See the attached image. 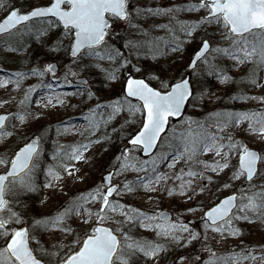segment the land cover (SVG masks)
<instances>
[{"label": "rangeland", "instance_id": "rangeland-1", "mask_svg": "<svg viewBox=\"0 0 264 264\" xmlns=\"http://www.w3.org/2000/svg\"><path fill=\"white\" fill-rule=\"evenodd\" d=\"M190 2H195V0H129L131 5L129 11L133 13L134 17L135 10L137 8L141 9L142 14L140 17L133 20L134 23L140 25V29L130 28L126 22H116V28L112 32L115 38H110L104 49L105 53L111 51L115 57L114 61H99L94 56L89 58L85 55L82 61L73 64L69 57L70 60L65 57V52L52 53L46 47H41L33 36L27 35L19 43L14 40L10 41V45L13 47H19V44H23L24 47H20L18 52H9L5 50L8 45H5L3 42L6 38H0V80L7 81L15 72L30 73L34 67L42 71L44 64L50 61H56L59 65L55 76L50 77L46 75L41 79L29 74L19 85L16 83H6L4 86H0V112L14 110L12 119H10L4 129L6 132L12 133V135L0 137V154L7 153L10 155L13 149L24 143L31 135H38L40 137V156L34 174V178L35 175L39 177L37 186L40 191L31 195L22 194L18 198L9 195L7 199L11 202L12 209L20 215L23 224L28 226L34 249L39 254L45 253L47 256L49 254V257L53 259V261H49L50 264H56L59 257L65 256L70 247L73 246V242L85 232H90L91 227L83 224L80 217H77L74 213L60 225L62 228L70 229V232L60 231L59 228H52L50 226L46 227L44 224H36V221H44L56 215L58 211L70 207L73 203H82L79 200L81 195L95 191L97 187L102 185V174L111 160L117 163L115 171H119V163L139 166L145 160H151L156 158V156L168 157L163 162L157 161L159 164L158 172L165 179L158 185H155L156 191L135 188V185L133 192L124 191V183L135 182L137 176L145 175L144 172L137 173L129 169L121 175L113 176L112 179L118 183L121 193L119 195L114 194L110 200L130 208L138 209L147 216H156L159 210L167 209L171 212L170 222L185 223L190 230L200 233L202 238L198 241H193L187 247H177L172 240L165 239L162 236L157 237L155 230L142 228L138 222L131 225L117 223V221L122 222L124 220V217L120 216L119 212L113 213L109 211L108 215L111 219L104 221V223L110 225L113 230L119 228L133 240L163 244L168 251L161 254L162 258L159 260V264H174V260L178 256L187 257L188 264H205L206 261L210 260L214 264H264V224H259L258 220L254 223L236 220L235 216L240 215V213L234 211L232 227L238 229L239 234L233 236L225 232L222 235L209 230L207 240L205 241L203 239L205 233L202 221L203 210L220 195L236 191L239 203L241 196L251 194L248 190L252 186H255L256 191H260V186L264 184V163L260 164V175L254 178L252 185H249L247 182L244 183V180H237L232 181V187L230 188H223L222 185L233 174L234 168L231 165H236L237 153L231 155L229 161L230 169L225 170L219 176L205 166L206 163L224 162L214 152L204 154L201 151L191 159L187 157L181 158L174 168L167 166L169 163H173L172 155H175L177 151H183V145L182 148H178L179 150H175L174 147L177 146L176 143L178 142V146L181 145V138L186 137L190 131L193 133L200 131L208 133L217 132L219 135L231 137L233 142H239L241 146L256 147L259 149L261 155H264V135L259 134V132L253 133L248 128L249 121L236 126L234 123L228 124L224 116L225 113L236 114L241 112H255L258 116L264 115V102H261L259 99L264 97V88L250 86L245 97L255 96L258 98L256 100L245 99L243 101H234L233 103L231 101L233 95L240 96L243 94L238 88L232 91L233 95L228 97L229 100H223L224 94L231 86L238 87L239 82L243 79L246 85H248L247 77L252 68L251 65L246 64L238 68L235 67L233 71L227 74L234 82L222 85L217 78L210 77L203 71L205 69L203 62L199 63L196 70L191 73L194 94L191 97L187 110L180 120L170 124L168 130L162 136V140L159 141L157 149L154 151L155 155L152 157L141 158L138 152L139 148L129 147L121 149V147L115 144L116 137L121 136L122 139V136L131 133L139 126L140 114H137L134 121H130V114L125 111L107 124L101 122L98 129L92 127L97 121H101L102 118L106 119L112 111L110 107H105L100 110L99 114L93 117L90 109H94L97 103L110 105L118 99L122 103H127L125 97L117 95L122 88L125 76L129 73L127 69L121 70L120 64L127 59L132 64L143 67V61L146 58L149 65L154 63L150 58L151 54L147 53L146 48L142 49L139 53L135 50L123 48L122 45L128 40L156 41L157 38L162 37L163 40L158 41L162 50L159 58V67L165 69L162 79L165 83H169L172 80H178L183 75L191 52L197 47L200 40L205 37L204 30L198 29L192 42L182 45L184 51L180 54H172L164 48V45L173 42L174 36H179L181 40L187 39L180 31V26L195 23L205 13L204 11L181 12L179 10L186 7ZM45 3H48V0H8L9 6L17 4L24 10ZM148 8H173L174 10L168 15H144L143 10ZM5 12L6 10L0 9V17ZM45 23V21L37 20V22L29 24L28 28L35 29L44 26ZM159 25H168L172 31L169 32L167 29L160 28L158 27ZM141 30L147 31L148 36L140 35L139 32ZM20 31L24 32L26 29L21 28ZM213 33L215 35H212ZM209 35L212 36L213 48L217 46L225 47L227 45V43H217L222 38L216 32L215 27L210 30ZM164 52H167V54H164ZM215 54V52L207 54V60L210 63H213ZM28 60L29 62H27ZM85 62L92 69L91 71L83 72L80 70L81 65ZM95 64H100L107 71H114L117 80L107 81L105 78L106 73L95 69L93 67ZM232 64L234 65L233 61ZM71 72H77V76H85L88 79V83L85 85L79 84L70 89L65 88V85L74 84L76 76H72ZM131 74L133 76L141 75L136 72H131ZM12 78L15 79L14 77ZM146 79L151 80V84L156 88L160 87V81L155 80L151 76L146 77ZM53 81H59V83L54 85L52 90H49L47 83H52ZM260 82L264 84V72L260 73ZM210 87L212 89L208 91ZM29 88L36 89L34 92L36 96L30 108L25 110L26 105H22L20 101L24 99V94ZM89 91L93 93L91 99L87 97V92ZM49 99L52 100V105L45 107L44 105L47 104ZM38 101L39 103H37ZM132 103L137 104L138 102L132 101ZM225 103L230 104L232 109H227L222 114L221 111L223 110L210 113L213 108L226 107ZM17 114L24 116L25 122L23 124L16 118ZM211 114L216 115L211 119ZM85 116L91 118V125L89 121L84 119ZM258 116L257 119H259ZM203 119L205 122L206 120L208 121L205 127L201 128V124L204 123ZM219 121L221 122L219 123ZM209 122L211 123L207 124ZM251 123L256 129L264 127V123H257L256 120L251 121ZM53 126L57 129V132L50 134L49 129L53 128ZM220 127L223 128V131H219ZM65 128L68 130L65 131ZM90 128L91 131L89 130ZM105 135L108 136L105 137ZM97 139H100L101 142L89 144L90 140ZM227 142L223 141V143ZM81 143L89 144L88 150L84 153V160H73L64 164L57 162L58 158H60V161L64 158L62 150L59 152L62 146L66 147L68 151V149H72ZM106 146L108 149H105ZM53 148L56 149L55 153H62V155L47 156L48 161L50 160V163L53 161L55 167L51 164V167H45L43 165L44 162L41 161V156L43 152L47 151L48 153V149L52 151ZM222 151H227V149H223ZM125 152L128 153L127 161L122 158L118 162L116 157L121 156ZM41 166H44V168H41ZM65 167H67V171ZM49 168L58 173L60 176L59 180H51L47 176L46 173ZM182 169L183 173H181ZM2 170L0 168V171ZM69 171L71 175H69ZM189 171L195 175H187ZM149 172H151L150 167ZM178 175H183L184 186L187 191L191 192L192 189H195L199 193L200 188L203 186L205 188L204 192L194 195L191 200H188L186 196H168L167 190L170 188L177 192L179 191L181 181L177 179ZM209 177H211V183L208 181ZM46 181H50L53 186L44 188L43 185ZM188 181H191L190 187L187 184ZM242 189L245 191L242 192ZM84 208L89 209L93 214L91 219L95 221V212L98 210V205L84 204ZM189 208H197L198 210L193 213L188 211ZM3 216L7 217L8 213H3ZM157 222L155 220L144 221L146 224ZM18 226L21 225L15 223L10 225L12 229ZM175 235L183 238L187 236V233L178 232ZM3 246L4 240L0 238V248ZM211 252L215 253L214 257L211 256ZM248 254H251L248 259H242V257ZM251 256H255L256 258L252 259ZM140 264H144L143 258L140 259ZM148 264H153V262L149 261Z\"/></svg>", "mask_w": 264, "mask_h": 264}, {"label": "snow or ice", "instance_id": "snow-or-ice-1", "mask_svg": "<svg viewBox=\"0 0 264 264\" xmlns=\"http://www.w3.org/2000/svg\"><path fill=\"white\" fill-rule=\"evenodd\" d=\"M131 5L129 0H48L47 5H36L28 11H22L15 5L9 6L8 0H0V9L7 11V15L0 20V38L3 40L6 51L18 52L23 44L19 47L10 45V41H19L27 36H33L35 41L41 47H46L52 53L66 52L73 64L82 61L87 55L89 58L96 57L99 61H114L115 57L111 51L104 52L107 42L110 38L114 39L112 32L116 28V22H126L130 28L140 29V25L134 23V19L140 17L141 9L135 10V17L129 11ZM173 8L166 9H144V15L161 16L168 15ZM181 12H201L205 15L201 16L198 21L190 25H181L180 31L187 39L181 40L179 36H174L173 42L164 45V48L172 54H180L184 51L182 45L192 42L198 29H203L205 38L197 45L194 55L190 58L187 65L190 71H195L198 64L203 62L205 69L203 71L210 77H215L219 82L227 84L234 82L225 73L223 68H218L215 64L207 60V54L215 52L220 56L234 62L235 67L242 65H251L252 68L248 73L247 83L253 87L264 88V84L260 82V73L264 72V0H195L190 2L186 7L179 9ZM35 20L45 21V25L29 29L28 25ZM158 27L172 29L168 25H159ZM215 27L216 32L221 36V41L217 43H227V47H212V36L209 35L210 30ZM21 28L26 31H20ZM140 35L147 37L148 32L141 30ZM212 35H215L213 33ZM163 38H157L156 41H134L128 40L122 45L123 48L135 50L139 53L142 49H147L150 53L151 60L154 62L149 65L147 58L143 61L144 66L132 64L130 60L125 59L120 64V69H127L129 75L122 83L123 96L127 103H122L119 99L110 105L97 103L94 109H90L93 117L100 113L105 107H110L112 111L106 119L102 118L92 127L98 129L100 123L107 124L114 120L116 116L127 111L130 114V121H134L137 114H140V123L135 132L128 139L134 148H139L145 157L154 156L153 150L158 147V142L162 140V133H165L169 118L180 117L182 109L187 102H190L194 91L191 81L181 77L177 82L165 83L162 74L165 69L159 67V58L161 48L158 43ZM167 54V52H164ZM215 59V58H214ZM93 67L101 72L106 73L107 81H116L114 71H107L100 64ZM81 71L89 72L92 69L85 62L81 65ZM131 72L140 73L139 77H134ZM43 78L48 74L55 76L56 64L47 63L43 70L37 68L31 69L30 73L15 72L7 81L0 80V86L6 83H16L17 85L28 75ZM72 76H77V72H71ZM151 76L155 80L160 81V87H152L151 80L146 77ZM14 77L15 79H13ZM67 79V77H65ZM59 81H53L47 84V88L52 90L54 85ZM83 84L88 81L84 80ZM35 88H29L24 94V99L20 101L23 105L30 101V93L35 92ZM92 92H87V97L91 99ZM130 98V99H129ZM235 100L258 99L255 96H233ZM264 102V97L259 98ZM135 100L138 103L133 104ZM39 103V101L37 102ZM52 105L49 99L45 107ZM54 106V105H53ZM228 124L234 123L236 126L241 125L245 121H249L248 128L253 132H259L264 135V127L256 129L251 121L256 120L257 123H264V115L241 112V113H225ZM23 124L25 118L17 114V117ZM12 117L0 115V137L12 135L6 132V121ZM84 119L89 121L91 118L85 116ZM201 128L203 126H200ZM68 129L65 128V131ZM91 131V128L89 129ZM219 131H223L220 127ZM94 134V133H92ZM223 141H228L223 143ZM101 142L100 139L90 140L89 144ZM183 151H177L172 155L173 163H169V168H174L181 158L187 157L191 159L198 152L207 154L214 152L217 157H221L224 161H216L212 164H205L213 173L219 176L225 170L230 169V159L233 153L238 154V164L231 165L234 168L233 174L228 177V181L223 183V188L232 187V181L244 180L252 185L254 178L260 175L259 164L264 163V155L257 151L249 149L247 146H241L239 142H233L231 137L219 135L217 132L208 133L206 131L189 132L186 137L181 138ZM89 144H78L67 153L68 161H82L85 159L84 153L88 150ZM63 147V146H62ZM227 149V151H222ZM40 152L38 149V139H29L24 146L13 149L11 154H0V168L3 174H0V238L4 240V246L0 248V264H42V261L36 257L30 246L31 236L28 228L19 227L12 229V223L22 225L23 221L18 213L11 206V202L7 199L9 195L18 198L22 194H34L40 191L35 183V170L38 166ZM127 161L128 153H122L116 157L119 162L121 159ZM167 156H156L151 160H145L139 166L127 163H119V171L105 172L101 179L102 185L97 187L95 191H90L85 195H81L79 200L82 203H73L70 207L58 211L56 215L44 220H37L36 224H44L46 227L59 228L60 231L70 232V229L60 227V225L69 218L73 213L80 217L83 224L91 227L90 232H85L81 237L73 242L66 255L60 259L59 264H140L143 258L144 264L152 261L153 264H159L162 258L161 254L166 253L168 249L159 243H151L148 241L133 240L127 233L122 232L119 228L113 230L109 226L104 225V221L111 219L108 212H119L124 220L117 221L122 224L139 223L142 228L153 229L156 231L157 237H164L172 240L177 247H187L193 241L200 240L201 234L189 229L185 223H173L168 220L165 213L160 212L156 216H147L138 209L130 208L126 205L110 200L114 194L119 195L121 189L112 183L114 175H121L131 169L134 172H144L145 175L137 176L135 182H126L123 184V190L133 192L135 188H143L146 191H156L155 185H158L165 177L158 172L159 164L157 161L163 162L167 160ZM149 167L151 172H149ZM67 171V167H65ZM183 173V169L181 170ZM47 176L51 180H59L60 176L56 171L49 168ZM69 175L71 172L69 171ZM187 175H195L188 172ZM177 179L181 181L179 191L168 189L167 195L186 196L191 200L194 195L203 193L205 188L202 186L200 192L195 189L191 192L185 189L183 175H178ZM209 183L212 182L211 177L208 178ZM187 184L191 185V181ZM50 181H46L44 188L52 187ZM245 191L244 189L241 190ZM248 191L250 195L245 194L239 198L237 203V195L226 196L219 199L213 206L207 208L202 216L203 228L205 235L203 239L207 240L209 230L213 233L228 235H238L239 230L232 227L233 212L238 211L240 215L235 216L236 220H242L254 223L257 220L264 224V185L260 191L255 190L252 186ZM84 204L98 205L95 212V221H92V213L89 209L84 208ZM127 209V210H126ZM197 208H189V212H196ZM7 212L8 216L4 217L3 213ZM248 213H252L249 215ZM134 214V215H133ZM145 220H155L157 223H144ZM187 233L186 237L175 235V233ZM215 256L214 252L210 253ZM251 254L245 255L242 259H248ZM255 259V256H251ZM198 259V258H197ZM174 264H188V258L178 256L174 260ZM205 264H214L213 261H206Z\"/></svg>", "mask_w": 264, "mask_h": 264}, {"label": "trees", "instance_id": "trees-1", "mask_svg": "<svg viewBox=\"0 0 264 264\" xmlns=\"http://www.w3.org/2000/svg\"><path fill=\"white\" fill-rule=\"evenodd\" d=\"M35 22H37V20H35V21H33L32 23H35ZM228 46V44L225 46V47H227ZM61 52H64V51H61ZM192 53V52H191ZM65 57L67 58V59H69L68 58V56L66 55V52H65ZM214 58L215 59H213V64H215L218 68H223L224 70H225V73L226 74H228L230 71H233L234 69H235V66L232 64V61L231 60H229V59H227V58H224V57H222V56H220V54H215V56H214ZM70 60V59H69ZM27 62H29V60L27 61ZM208 80H210V79H208ZM50 82V81H49ZM48 82V83H49ZM47 83V82H46ZM47 83V84H48ZM105 84V83H104ZM250 84H248V85H246V82L244 81V79L241 81V82H239V84H238V87H230L229 89H228V91L224 94V99L223 100H229L228 99V97L229 96H231V95H233L232 94V91H235L237 88L239 89V91L240 92H243V94H242V96H245V94L249 91V88H250ZM103 89V88H102ZM212 89V87H210L209 89H208V91H210ZM101 90V89H100ZM240 92H238V93H240ZM238 93H236V94H238ZM117 95H119L120 97H124L123 96V94H122V88L119 90V92H118V94ZM36 96V93H31L30 94V97H31V99H30V101L29 102H27V103H25V105H26V107H25V110H28L29 108H30V106H31V104H32V102H33V100H34V97ZM233 96H236V95H233ZM241 96V95H240ZM232 98V97H231ZM230 98V99H231ZM231 101H233V103H234V100L233 99H231ZM230 101V102H231ZM235 101H238V100H235ZM20 105V104H19ZM225 105H226V107H224V106H220V107H218V108H216V109H212V111H210V113L211 112H215V111H217V110H219V111H221V110H223V111H221V114L222 113H224V112H226L225 110H231L232 109V107L230 106V104H226L225 103ZM18 110V109H17ZM218 113V112H217ZM215 115L216 114H211V119L213 118V117H215ZM261 115H263V114H261ZM221 117V116H220ZM260 116H258V118H259ZM205 119H206V117H205ZM202 121H204V119L202 120ZM208 120H206V122H207ZM206 122L204 121V123H202L201 125L202 126H204L205 127V124H206ZM221 121H219V123H220ZM211 122H209V123H207V124H210ZM218 123V124H219ZM210 131H212V130H210ZM55 132H57V129L53 126V128H51V129H49V133L50 134H53V133H55ZM130 133H128L127 135H125V136H122V139H121V136H119V137H116V145L117 146H119V147H121V149H122V145H123V143H124V140H125V138L129 135ZM119 135H121V134H119ZM106 136H108V135H105V137ZM179 143V142H178ZM178 143H176V147H174V149L175 150H179L178 148H182V144L181 145H179L178 146ZM75 146V145H74ZM118 147V148H119ZM107 148V146L105 147V149ZM173 148V147H172ZM108 149V148H107ZM124 149V148H123ZM51 149H48V153H47V151H45V152H43V154H42V162H44V166L45 167H51V165L53 166V167H55V164L53 165V161H52V163H50L49 161H48V158H47V156L49 157V156H56V154H58V156L60 155H62V153H63V155H64V158H63V160H61L60 161V158H58L57 159V162L59 163V164H64L65 162H69L68 161V158H67V153L68 152H70L71 151V149H68V151H67V149H66V147H61V149H60V151L59 152H61V150H62V153L60 154V153H55V150L56 149H52V151H50ZM104 151V150H103ZM107 151V150H106ZM55 161V160H54ZM51 164V165H50ZM108 166L107 167H110V166H115L116 167V165H117V163L113 160H111L110 162H109V164H107ZM44 166H41V168H44ZM39 177L37 176V175H35V183H36V185H38L37 183H38V179ZM244 183H246V182H244ZM40 185V184H39ZM264 185V184H263ZM260 190H261V186H260ZM27 196V195H26ZM28 198V197H27ZM29 199V198H28ZM249 215H252V213H248ZM259 222V221H258ZM259 224H260V222H259ZM239 226V225H238ZM39 254V253H38ZM39 256H41L45 261H47L48 263H49V261H53V259L51 258V257H49L50 255L48 254V256H47V254H39ZM61 258H63V256H61V257H59L58 258V260H60Z\"/></svg>", "mask_w": 264, "mask_h": 264}, {"label": "water", "instance_id": "water-1", "mask_svg": "<svg viewBox=\"0 0 264 264\" xmlns=\"http://www.w3.org/2000/svg\"><path fill=\"white\" fill-rule=\"evenodd\" d=\"M42 5H47V4H42ZM17 8H19V6H16ZM34 7V6H33ZM32 8V7H31ZM31 8H29V9H27V10H22V11H28V10H30ZM7 15V13L4 15V16H6ZM203 15H205V14H203ZM4 16L3 17H1L0 18V20H2L3 18H4ZM196 50V49H195ZM195 52V51H194ZM194 52L192 53V55H191V57L194 55ZM190 57V58H191ZM189 62H190V59H189V61H188V64H189ZM187 64V65H188ZM131 74V73H130ZM129 75V73L125 76V80H126V78H127V76ZM132 75V74H131ZM140 75H138V76H134V77H139ZM190 76H191V74H190V72L189 71H186L185 72V74L183 75V78H185V79H188V80H190ZM84 80H86V78H84V77H82V78H80V79H77V81H84ZM124 80V81H125ZM179 80V79H178ZM178 80H175V81H171L170 83H173V82H177ZM151 86L152 87H155V86H153L152 84H151ZM192 86V85H191ZM193 89V88H192ZM188 103H186V105H187ZM186 105H185V107H184V109H182V113H181V116L183 115V113L185 112V109H186ZM12 113V111H6V112H0V115H7V116H9L10 114ZM180 116V117H181ZM180 117H171V118H169V121L170 120H177V119H179ZM169 124V123H168ZM167 127H168V125L166 126V129H167ZM163 134V133H162ZM29 139H38V148H39V138H38V136L37 135H33V136H31ZM28 139V140H29ZM128 139H130V137L128 138ZM128 139L126 140V142H125V145L126 146H130L131 144L130 143H127V141H128ZM27 140V141H28ZM24 144L25 143H23L21 146H19V147H22V146H24ZM249 149H251V150H254V151H257L258 153H259V151L256 149V148H254V147H251V146H247ZM155 150V149H154ZM153 150V151H154ZM139 154H140V156H142V157H145L144 155H143V153H142V151L140 150V152H139ZM237 164H238V155H237ZM107 172H113L114 171V168H110V169H108V170H106ZM105 171V172H106ZM104 172V173H105ZM0 174H3V171H0ZM101 183H103V181H102V179H101ZM114 185H116L117 186V184L116 183H113ZM236 194V192H231V193H228V194H226V195H223V196H221L219 199H223V198H225L226 196H229V195H232V194ZM237 195V194H236ZM218 199V200H219ZM218 200L216 201V202H218ZM215 202V203H216ZM214 203V204H215ZM214 204H212L211 206H213ZM205 210H207V209H205ZM204 210V211H205ZM160 212H163V213H165V215L169 218L170 217V212L169 211H167V210H161V211H159L158 213H160ZM204 213V212H203ZM105 226H109L110 228H112L110 225H107V224H104ZM21 226H23V227H26V228H28V226L27 225H25V224H23V225H21ZM21 226H18V227H16V228H19V227H21ZM30 246H31V248L33 249V247H32V245H31V243H30ZM33 251H34V249H33ZM34 254L36 255V253H35V251H34ZM36 257L38 258V259H40L41 261H42V264H48L46 261H44L42 258H40L39 256H37L36 255ZM57 264H59V262L57 263Z\"/></svg>", "mask_w": 264, "mask_h": 264}, {"label": "bare ground", "instance_id": "bare-ground-1", "mask_svg": "<svg viewBox=\"0 0 264 264\" xmlns=\"http://www.w3.org/2000/svg\"><path fill=\"white\" fill-rule=\"evenodd\" d=\"M169 83H170V82H169ZM152 85H153V84H152ZM122 94H123V92H122ZM187 103H188L187 105H189L190 102H187ZM187 105H186V106H187Z\"/></svg>", "mask_w": 264, "mask_h": 264}]
</instances>
